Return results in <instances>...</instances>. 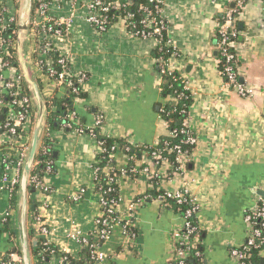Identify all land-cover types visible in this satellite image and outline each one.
Masks as SVG:
<instances>
[{
	"label": "crops",
	"instance_id": "1",
	"mask_svg": "<svg viewBox=\"0 0 264 264\" xmlns=\"http://www.w3.org/2000/svg\"><path fill=\"white\" fill-rule=\"evenodd\" d=\"M157 1L176 51L170 66L185 83L190 100L183 122L195 137L188 153L175 163L166 158L158 166L146 149L168 136L162 110L173 99L161 91L155 39L134 35L119 18L99 31L86 19L89 0L47 2V12L69 24L67 33L54 41L56 49L67 57L73 73L85 75L83 94L73 98L69 111L73 122L87 127L100 114L102 135L141 149L136 158L117 149L112 164L103 168L105 174L119 172L115 200L121 222L99 241L96 264H177L175 234L183 228V213L173 202H161L158 195L178 189H185L196 207L198 234L193 246L201 252L200 264H238L230 249L245 243L249 231L245 216L264 197V1L245 0L236 17L237 72L240 81L253 89L250 97L227 87L220 74L216 31L223 11L234 7L233 0ZM4 4L6 15L15 20L16 62L3 73L18 74L28 84L16 50L21 0H4ZM36 44L29 28L22 32L19 54L27 62L28 76L37 83L44 102L65 96V86H57L36 64ZM6 95H0V123L8 117L16 119L18 112L9 106ZM32 114L22 124L21 142L31 139L36 118L33 100ZM43 137L52 145L41 176L47 190L35 187L27 192L28 210L33 204L39 211L50 244L79 260L82 240H95L96 220L102 213L95 171L98 140L63 125H46L38 147L42 148ZM9 140L0 131V145L8 147ZM7 211L8 195L0 192V226ZM17 215L15 208L9 223L19 245ZM14 255L22 263L21 252ZM260 256L264 264V249ZM30 259L33 264L31 255ZM43 264L71 263L53 255Z\"/></svg>",
	"mask_w": 264,
	"mask_h": 264
},
{
	"label": "built area",
	"instance_id": "2",
	"mask_svg": "<svg viewBox=\"0 0 264 264\" xmlns=\"http://www.w3.org/2000/svg\"><path fill=\"white\" fill-rule=\"evenodd\" d=\"M132 1L133 0H89L87 3L88 11L86 19L89 24L96 29L104 31L109 25L111 18H119L125 22L134 35L140 37H153L156 41V62L159 73L162 77H168L172 80L180 79L182 89L185 90V83L170 66L171 57L176 55V51L169 39L167 20L163 14L160 3L157 0H149L150 4L140 5L139 10L141 12V18L137 22L133 20V14L126 10ZM244 1L245 0H233L235 3L234 7L226 8L223 11L221 21L216 31V48L219 58L220 74L224 79L225 85L236 91L237 94L242 97H250L253 95L254 91L251 87L246 86L240 81L236 66V54L234 51V40L238 33L236 28V17ZM47 5V2H40L35 14L31 15L29 21V29L31 33L36 35L38 55L35 62L41 68L45 64L44 60L49 57L50 51H58L54 45V41L63 37L69 28L67 20L54 18L47 12ZM13 23H15L14 17L6 15L4 0H0V95L2 92H5L7 96L10 97L9 106L20 109L16 114V119H14V117H8L4 122L0 123V131L5 130L8 134L10 140L7 146L9 150L12 151L10 154L9 152H0V192L7 194L8 197L17 190L21 169L24 165L30 142L24 140L26 142L23 141L18 143V141H16L17 132L18 130L22 132V124L27 120V115L25 113L28 109L32 110V98L21 91L19 85L20 76L14 73H12L11 76H5L3 73V70L10 68V63L3 58L2 54L8 48L15 49L13 42L14 38L4 35ZM13 33H15V29ZM58 54L59 57L56 62L59 69L49 65L44 72L49 78L55 81L57 86H65L74 94H79L81 92V83L85 80V75L83 73H73L67 57L59 53V51ZM169 96L173 99L171 105H175L184 95L183 93H173ZM1 102L2 100L0 98V103ZM164 110L165 109L162 110V113ZM69 113L70 112L65 115L66 120L62 124L67 129H73L79 133L87 132L95 136V130L101 128L103 119L100 114L95 116L92 124L89 126L80 127L73 122ZM168 135L178 139L173 143L164 142L161 148H158L157 151L152 153L155 160H153V163L156 166L167 158L163 155L164 152L172 153V161L175 163L180 155L188 153V148L195 144V137L190 133L184 122L180 127L169 129ZM98 144L100 151H103L100 141H98ZM113 148L114 146H112L111 149ZM37 163L38 162L35 164ZM98 169L99 168L95 166L96 172ZM111 172L112 171L106 174L108 187L103 190H98L101 195L100 204L102 206V213L96 220V238L95 240H82L83 246L88 245L92 248L93 254L91 255V260L94 264H96L97 259L95 253L96 247L107 238L112 226L117 222H121L116 214L117 202L115 198H110L107 195L109 192L115 190L112 185L116 184V177L112 175ZM154 175L156 176V174ZM28 180L33 183L35 187L47 190V187H44L41 182V177L32 174L29 175ZM158 198L164 204H167L169 201L177 205L185 203L190 204V206L185 208L182 212L184 217L183 228L181 232L175 234L177 238L176 262L177 264H189L187 262L189 258H198V260L190 264H200V251L193 246L194 240L198 234V228L194 220L196 207L193 204L191 196L185 189H178L175 191H164L158 195ZM8 215L9 212L7 211L2 221L6 220ZM245 221L249 228L245 243L241 246L231 248L230 254L238 264H255L250 261L251 251L255 248L264 246V197L260 198L259 204L252 212L246 214ZM32 225L36 229L38 235L44 238L46 237L48 228L40 217H36L32 221ZM126 225L125 223L124 226L126 227ZM16 257L14 253H12L9 256V260L2 264H8L9 261H16Z\"/></svg>",
	"mask_w": 264,
	"mask_h": 264
},
{
	"label": "trees",
	"instance_id": "3",
	"mask_svg": "<svg viewBox=\"0 0 264 264\" xmlns=\"http://www.w3.org/2000/svg\"><path fill=\"white\" fill-rule=\"evenodd\" d=\"M48 2L49 0H32V14H35L38 5L40 2ZM150 4L149 0H133L131 4L127 7V11L131 12L133 14V20L139 21L141 18V12L139 10L140 5H148ZM122 14V13H121ZM124 14V13H123ZM116 18H111L112 20H115ZM110 21V22H111ZM139 27V25H138ZM16 29L15 23L11 25V27L5 32V36H12L14 38L15 33H13V30ZM15 49L8 48L3 52V58L8 61V63L14 64L16 62V55H15ZM157 54V51H156ZM58 51H50L49 57L44 60L45 64L42 67L43 71H46V69L50 66L59 69V66L57 64L58 59ZM19 85L21 88V91L26 94L30 95V90L28 89V86L25 82H23L22 77L19 78ZM66 91L65 96L63 97H54L50 100L45 101V126L54 128L57 127V125H62L64 123L65 115L71 111L72 109V100L74 97H81L82 92L79 94H74L70 89L65 87ZM175 93H183V97L180 98V100L175 105H170L169 107H166L162 115L164 116L165 120L167 121L169 129L180 127L183 124V119L186 115V110L189 105V97L185 90L182 89V84L180 83V79L172 80L168 77H163V84H162V94L163 95H172ZM7 96V95H6ZM6 100H10V97L7 96ZM17 108V107H16ZM18 109V108H17ZM20 109H18L19 111ZM183 111V112H182ZM27 115V119H31L32 117V110L28 109L25 113ZM3 132H6L5 130H1ZM23 132H20L18 130L16 141L20 143L22 141ZM95 137L98 141L101 142V146L103 148V151H100L97 154V162L95 163V166H97L99 169L96 173V188L99 189H105L108 187L107 185V176L103 172V168L107 163L112 164V157H110V154L113 155L114 152L117 149H121L124 152L128 153L130 156H133V158H136V156L141 152L140 148L136 147H130L125 142L120 140H115L108 138L100 133L99 130H95ZM178 138H172L169 135L166 137H163L160 142L157 144V146L146 149V153L149 157V159L154 162L153 158V152L157 151L158 148H161L164 144V142L173 143L176 142ZM8 144V143H7ZM112 146H114L113 149ZM0 152H9V154L12 152L9 150L8 147L0 145ZM51 152H52V145L49 140V138L43 137L42 139V148L38 147L37 152L35 154V158L33 161V168L30 171V175L35 174L38 177L42 176L43 171L45 170L44 166L46 161L51 158ZM141 154V153H140ZM165 157L169 161L172 162L173 160V154L172 153H163ZM154 160V161H153ZM38 162L37 164H35ZM130 169V170H129ZM129 171H133L134 169L131 167L128 168ZM118 171L113 170L111 172L112 175L115 177L118 176ZM115 190L109 192L107 195L110 198L117 199L118 197V185L113 184L112 185ZM35 188L34 184L31 183L28 180V187L27 192L33 191ZM172 202V201H169ZM8 204H9V215L6 217V220L1 222L0 226V232L2 236V248H0V264L3 262H7L9 260V256L12 253L20 255V246L17 245L15 241V235L13 231L10 228L9 219L12 214V211L16 208L17 204V193L16 191L13 192L8 197ZM181 212L187 207L190 206V204L185 203L182 205H177L173 203ZM40 217L41 220L42 217L40 216L39 211L36 207L34 209H29L27 213V219H26V228H27V235L29 240V251L31 257H33V264H43L44 262L48 261L50 257L53 255L59 256L62 259H64L68 263L73 264H94V262L91 260V255L93 254V250L88 245L83 246L82 248V256L79 260H76L69 256L68 254L61 253L57 250L55 246L50 244L46 241V239L43 236H40L37 234L36 229L32 225V221L36 218ZM35 240V244L32 243V241ZM264 246H261L259 248H255L251 251L250 261L255 264H260L261 256L260 252L263 250ZM201 253V252H200ZM195 260H198V258L195 259H188L187 262L190 264L191 262H194ZM7 264V263H6ZM8 264H22L20 261H9Z\"/></svg>",
	"mask_w": 264,
	"mask_h": 264
},
{
	"label": "water",
	"instance_id": "4",
	"mask_svg": "<svg viewBox=\"0 0 264 264\" xmlns=\"http://www.w3.org/2000/svg\"><path fill=\"white\" fill-rule=\"evenodd\" d=\"M21 10L22 14L20 16V21L17 22V34H18V48L16 49L19 55L20 63L25 74L27 86L30 90L32 100L35 101L36 105V118L33 126V132L29 142L28 153L21 169L20 179L17 193V204L16 212L18 216V229H19V246L21 252L22 264H31L30 252H29V240L27 236L26 219L28 211V197H27V187L30 171L32 169L33 161L37 148L45 128V102L40 94L39 87L37 83L32 80L27 73V62L24 58L20 57L21 47L20 38L22 32L28 30L30 16L32 14V0H21ZM2 118V117H1ZM26 142V141H24ZM34 205H30V209H34ZM35 244V240L32 241Z\"/></svg>",
	"mask_w": 264,
	"mask_h": 264
},
{
	"label": "rangeland",
	"instance_id": "5",
	"mask_svg": "<svg viewBox=\"0 0 264 264\" xmlns=\"http://www.w3.org/2000/svg\"><path fill=\"white\" fill-rule=\"evenodd\" d=\"M167 98L170 100V99H172L169 95H167ZM167 122V121H166ZM169 134V133H168ZM195 243V242H194Z\"/></svg>",
	"mask_w": 264,
	"mask_h": 264
}]
</instances>
